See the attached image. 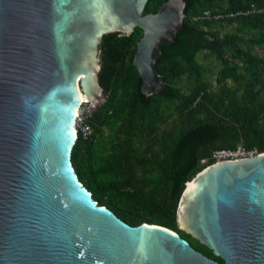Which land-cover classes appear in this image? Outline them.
<instances>
[{"label": "water", "instance_id": "95a60500", "mask_svg": "<svg viewBox=\"0 0 264 264\" xmlns=\"http://www.w3.org/2000/svg\"><path fill=\"white\" fill-rule=\"evenodd\" d=\"M0 0V264H264V152L208 165L187 182L179 229L132 226L99 205L72 161L84 96L108 98L101 44L137 41L146 97L165 91L157 70L176 42L186 0Z\"/></svg>", "mask_w": 264, "mask_h": 264}, {"label": "trees", "instance_id": "16d2710c", "mask_svg": "<svg viewBox=\"0 0 264 264\" xmlns=\"http://www.w3.org/2000/svg\"><path fill=\"white\" fill-rule=\"evenodd\" d=\"M165 1L149 0L145 14ZM186 1L183 29L156 65L167 83L159 94L142 93L133 65L142 29L104 37L100 82L108 98L87 114L92 132L78 131L72 161L99 205L132 226L175 231L223 263L179 229L177 210L187 182L216 162L215 152H264V0ZM207 11L219 18L207 19ZM211 59L219 63L214 84Z\"/></svg>", "mask_w": 264, "mask_h": 264}, {"label": "built area", "instance_id": "2783aa9c", "mask_svg": "<svg viewBox=\"0 0 264 264\" xmlns=\"http://www.w3.org/2000/svg\"><path fill=\"white\" fill-rule=\"evenodd\" d=\"M207 19H210L212 17L219 18V16L213 15L210 11H207L204 13ZM88 102V100H84L83 106ZM82 106L79 114V120H78V131L81 130L85 136H89L92 132L91 127L89 124L86 123V116L87 114L92 113L91 107H88L84 111V107ZM256 151H247L242 147L237 148L236 150H220L214 153V159L215 161H222L227 159H240L252 156L256 154ZM203 163H206V160H203Z\"/></svg>", "mask_w": 264, "mask_h": 264}, {"label": "rangeland", "instance_id": "374dc122", "mask_svg": "<svg viewBox=\"0 0 264 264\" xmlns=\"http://www.w3.org/2000/svg\"><path fill=\"white\" fill-rule=\"evenodd\" d=\"M232 30H233L232 27H230V28L226 27V28L223 29V32H229V31H232ZM257 51L260 52V53H263V52H261L259 49H257ZM206 63H207L208 66L211 67V73H209L208 77H209L210 80L214 81V80H215V76H216V74H217L218 71H219V63H218L217 60H215V59H211V60L207 61ZM214 83H215V81L213 82V84H214ZM90 103H91V104H90ZM92 104H93V102H91V101L87 102V103L83 106V107H84V111H85L88 107H91ZM77 130H78V127H77Z\"/></svg>", "mask_w": 264, "mask_h": 264}, {"label": "bare ground", "instance_id": "6f19581e", "mask_svg": "<svg viewBox=\"0 0 264 264\" xmlns=\"http://www.w3.org/2000/svg\"><path fill=\"white\" fill-rule=\"evenodd\" d=\"M84 100H88L86 96H84ZM88 102H89V100H88ZM90 104H91V103H90ZM92 105H93V104H92ZM77 131H78V130H77Z\"/></svg>", "mask_w": 264, "mask_h": 264}]
</instances>
